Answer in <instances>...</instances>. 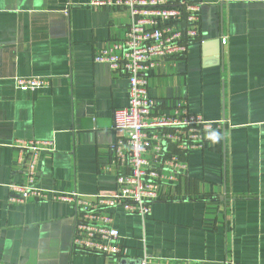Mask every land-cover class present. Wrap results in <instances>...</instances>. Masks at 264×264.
<instances>
[{
    "label": "crops",
    "instance_id": "obj_1",
    "mask_svg": "<svg viewBox=\"0 0 264 264\" xmlns=\"http://www.w3.org/2000/svg\"><path fill=\"white\" fill-rule=\"evenodd\" d=\"M127 24L126 10L92 0H0V264H264V0H203L200 38L148 72L153 110L185 101L221 126L147 216L113 210L125 257L73 251L70 203L8 201L34 157L21 141L52 143L36 157L43 190L115 187L113 112L129 82L93 56ZM18 76L48 84L21 91Z\"/></svg>",
    "mask_w": 264,
    "mask_h": 264
},
{
    "label": "built area",
    "instance_id": "obj_2",
    "mask_svg": "<svg viewBox=\"0 0 264 264\" xmlns=\"http://www.w3.org/2000/svg\"><path fill=\"white\" fill-rule=\"evenodd\" d=\"M92 4L128 12L125 36L98 49L93 56L94 62L106 64L129 82L127 104L113 112L115 141L110 147V163L120 168L115 187L92 194L43 190L34 184L36 157L40 150L52 151V143L21 141L17 147L34 152V157L27 167L28 183L10 185L8 201L32 198L70 203L75 211L73 251L120 259L127 249L119 242L113 210L121 208L127 214L147 216L151 205L165 197L161 187L179 180L186 172L185 156L189 151L202 148L221 125L204 120L185 101L169 113L156 112L148 94V72L159 66L163 57L185 56L188 43L200 38L203 0H92ZM15 84L21 91H33L47 85L48 80L18 76Z\"/></svg>",
    "mask_w": 264,
    "mask_h": 264
}]
</instances>
